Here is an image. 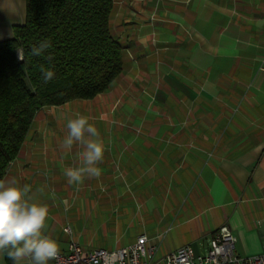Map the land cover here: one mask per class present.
Segmentation results:
<instances>
[{"label": "crops", "instance_id": "1", "mask_svg": "<svg viewBox=\"0 0 264 264\" xmlns=\"http://www.w3.org/2000/svg\"><path fill=\"white\" fill-rule=\"evenodd\" d=\"M147 2L162 17L157 30L140 24L117 34L125 68L107 90L71 105L99 99L90 114L102 125L101 176L68 183L64 171L79 165L82 149L64 148L67 128L36 122L44 106L3 178L29 185L33 200L49 207L43 232L62 251L67 222L85 247H101L79 231L105 227L102 217L111 215L115 244L118 229L132 231L127 243L147 232L159 255L184 244L203 251L221 225L236 234L240 254L264 252V0ZM25 20L26 0H0V39ZM125 71L139 78L127 83ZM63 214L81 217L59 220Z\"/></svg>", "mask_w": 264, "mask_h": 264}, {"label": "trees", "instance_id": "2", "mask_svg": "<svg viewBox=\"0 0 264 264\" xmlns=\"http://www.w3.org/2000/svg\"><path fill=\"white\" fill-rule=\"evenodd\" d=\"M114 5V0H26L25 22L0 39V178L40 108L93 98L125 68V44L111 24ZM45 40L52 47L32 56L31 48ZM41 66L55 73L46 85Z\"/></svg>", "mask_w": 264, "mask_h": 264}, {"label": "clouds", "instance_id": "3", "mask_svg": "<svg viewBox=\"0 0 264 264\" xmlns=\"http://www.w3.org/2000/svg\"><path fill=\"white\" fill-rule=\"evenodd\" d=\"M51 47L50 41H41L39 46L31 48V55L42 56ZM19 58L24 60L21 51ZM46 59L51 61V55ZM40 73L45 85L54 79L51 68L41 66ZM66 127L64 148L69 152L74 146L82 149L77 152L79 165L64 171L68 183L78 186L85 178L98 179L102 174L98 165L106 150L98 129L81 114L69 119ZM30 192L29 185H20L14 178H0V256H6L12 264H49L57 257L59 245L43 232L49 216L48 207L33 200Z\"/></svg>", "mask_w": 264, "mask_h": 264}, {"label": "built area", "instance_id": "4", "mask_svg": "<svg viewBox=\"0 0 264 264\" xmlns=\"http://www.w3.org/2000/svg\"><path fill=\"white\" fill-rule=\"evenodd\" d=\"M63 229L70 236L68 247L59 250L55 264H264V252L243 255L237 251L238 238L228 225H221L212 234L203 251L184 244L160 255L158 242L147 232L130 243L108 248L85 247L74 237L69 222Z\"/></svg>", "mask_w": 264, "mask_h": 264}, {"label": "rangeland", "instance_id": "5", "mask_svg": "<svg viewBox=\"0 0 264 264\" xmlns=\"http://www.w3.org/2000/svg\"><path fill=\"white\" fill-rule=\"evenodd\" d=\"M148 0H119L117 12L114 15V27L113 31L116 34H131L134 32H138L140 30H143V28L150 25L152 28L151 30H157V26L159 27L158 20H160L162 17L158 15V8L150 9L153 5H148ZM151 10V11H150ZM138 21V22H137ZM141 29H137V26H141ZM132 75L131 78H129V75ZM136 72L125 71L123 75H121L122 78L130 79L127 83H130V81L136 78H139V74H135ZM141 75V74H140ZM123 91V89H122ZM121 91V92H122ZM114 90H110L108 93L113 94ZM124 93L129 95H137L136 88L133 87H125ZM122 92V93H123ZM115 93V92H114ZM83 100V101H81ZM86 100L90 99H73L68 101L65 104L59 105V106H50L45 107V109L41 110L42 117L39 121H36L39 123L40 126H47V127H58L61 129H66V123L69 119L75 118L77 114L84 115L89 118V122L93 123L95 127L102 126L97 122V117L92 116V112L95 110H98L99 103H94L95 101H98L99 99H94L92 101H88L90 104L84 106H80L79 108H72L71 105L74 103L80 102V104L86 103ZM86 101V102H85ZM91 113V114H90ZM96 120V121H95ZM49 208V207H48ZM68 217L70 219L81 217V216H72V215H61L57 216L60 220L61 218ZM98 218V216H95ZM114 217L111 215H106L102 217V221L106 224V228L103 226L100 227V229H96V227L92 226L91 229L88 230H82L80 229V239L84 240L86 242H90L91 244L95 246H106L108 248L115 247L116 245H124L125 243L131 239L132 231L130 229H118V231L121 233L119 242L115 244L114 238L116 237V231L113 229V223L112 219ZM63 230V229H62ZM117 231V232H118ZM64 232V231H62ZM118 232V233H119ZM198 252V250H195Z\"/></svg>", "mask_w": 264, "mask_h": 264}]
</instances>
